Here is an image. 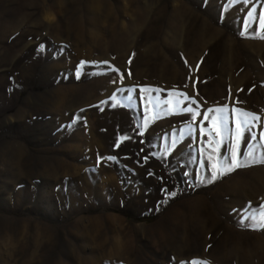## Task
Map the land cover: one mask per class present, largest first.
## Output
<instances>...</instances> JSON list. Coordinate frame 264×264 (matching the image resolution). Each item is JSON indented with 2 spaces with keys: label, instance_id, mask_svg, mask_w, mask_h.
<instances>
[{
  "label": "rangeland",
  "instance_id": "rangeland-1",
  "mask_svg": "<svg viewBox=\"0 0 264 264\" xmlns=\"http://www.w3.org/2000/svg\"><path fill=\"white\" fill-rule=\"evenodd\" d=\"M261 23L264 0H0V264H264V163L207 183L264 156ZM237 110L261 118L239 145Z\"/></svg>",
  "mask_w": 264,
  "mask_h": 264
},
{
  "label": "snow or ice",
  "instance_id": "snow-or-ice-1",
  "mask_svg": "<svg viewBox=\"0 0 264 264\" xmlns=\"http://www.w3.org/2000/svg\"><path fill=\"white\" fill-rule=\"evenodd\" d=\"M247 2V0H245ZM251 15V14H250ZM261 27L264 28V23H261ZM264 38V37H262ZM85 62H81V64H84ZM79 76V73L77 74ZM188 99H191L190 97H186ZM127 99H132V97H128ZM165 111H168L167 109ZM182 111L191 113L192 114V120H196L198 116H200V113L197 112L195 109L191 107L183 108ZM209 112H212V109L208 110ZM215 115L212 118V124L215 127V133L217 136L222 135V131L228 124L229 117L226 115L228 109L226 107H219L215 110ZM240 112V115L236 117V123H235V140L237 145L240 144V138L241 135L244 132H251V121L252 120H260L261 118L259 116H256L254 113L245 112L242 110H237ZM203 119L206 121L208 120V116L204 115ZM189 128L191 129V124L189 125ZM203 131V129H201ZM231 132V130H229ZM219 143V142H218ZM109 159H115L114 157H109ZM209 160H213V163L208 165L210 169V176L207 180V183H212L215 180L218 179L219 176H223L227 173H231L236 169H239L241 167L248 166L253 163H264V156H261L260 158L253 157L252 152L247 153V158L243 157L236 149H229L227 155L219 156L218 158L209 157ZM201 182H205L203 178H200ZM171 195H175V193H172ZM249 220H256V223L251 225L253 228H262L264 229V212L259 214V218L256 217H248ZM200 264H209L207 261H201Z\"/></svg>",
  "mask_w": 264,
  "mask_h": 264
},
{
  "label": "bare ground",
  "instance_id": "bare-ground-1",
  "mask_svg": "<svg viewBox=\"0 0 264 264\" xmlns=\"http://www.w3.org/2000/svg\"><path fill=\"white\" fill-rule=\"evenodd\" d=\"M145 14V13H144ZM141 15H143V14H141ZM141 15H139V16H141ZM141 18V17H140ZM146 18V17H145ZM148 18V17H147ZM160 18H158V20H159ZM149 20V19H148ZM140 21H142V20H140ZM145 21L146 20H144V22H142V23H145ZM138 22V21H137ZM153 22H154V20H153ZM153 22H151V23H153ZM137 25H140V23L139 24H137ZM146 26V25H145ZM152 26V25H151ZM158 27H159V25H158ZM157 27V28H158ZM81 31V30H80ZM129 31V30H128ZM82 32V31H81ZM121 33V32H120ZM83 34V33H82ZM125 34V33H124ZM127 35V34H126ZM123 36V35H122ZM131 36V35H130ZM126 39L124 38V37H116L115 38V41H117L116 43H118V44H120V43H124V41H125ZM122 47V46H121Z\"/></svg>",
  "mask_w": 264,
  "mask_h": 264
},
{
  "label": "trees",
  "instance_id": "trees-1",
  "mask_svg": "<svg viewBox=\"0 0 264 264\" xmlns=\"http://www.w3.org/2000/svg\"><path fill=\"white\" fill-rule=\"evenodd\" d=\"M148 219V218H147Z\"/></svg>",
  "mask_w": 264,
  "mask_h": 264
}]
</instances>
